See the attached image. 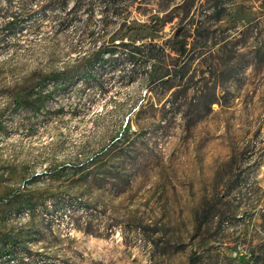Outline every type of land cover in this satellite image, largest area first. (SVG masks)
Masks as SVG:
<instances>
[{
  "label": "rangeland",
  "instance_id": "374dc122",
  "mask_svg": "<svg viewBox=\"0 0 264 264\" xmlns=\"http://www.w3.org/2000/svg\"><path fill=\"white\" fill-rule=\"evenodd\" d=\"M73 4L0 0V264H264V0Z\"/></svg>",
  "mask_w": 264,
  "mask_h": 264
},
{
  "label": "trees",
  "instance_id": "16d2710c",
  "mask_svg": "<svg viewBox=\"0 0 264 264\" xmlns=\"http://www.w3.org/2000/svg\"><path fill=\"white\" fill-rule=\"evenodd\" d=\"M70 1H74L73 7L70 10L72 14H77L79 12V10L81 8H83L82 6L85 3L90 7V9H91V7L94 4V0H62V7H63L64 10H67V7L70 5ZM121 1L129 2V5H131V4L134 3V0H105V4H106V6H108V11L107 12L110 13L112 11L111 10V7L117 6V4L120 3ZM190 29H192V28H190ZM193 30H195L196 32H198L199 28L194 27ZM190 38H193V40H192L193 42H189V39ZM202 41H204V42L202 43ZM207 42H208V40L205 39V38H202V36L201 37L199 36V38H197V39L194 38V36L184 37L181 40V42H180V54L181 55H185L188 51H196L198 49H202L203 48L202 44L205 47V45L207 44ZM123 45H124L125 48L132 47L131 45H128V44H125V43ZM127 52H129V50H127ZM130 53L137 54V52L134 51V50L133 51H130ZM214 103L215 102L213 100H209L207 102L208 106H210V105H212ZM15 246H16V244H3L2 245V250L8 249V248H11V250L12 249H16Z\"/></svg>",
  "mask_w": 264,
  "mask_h": 264
}]
</instances>
